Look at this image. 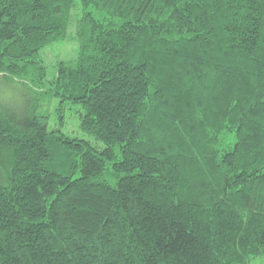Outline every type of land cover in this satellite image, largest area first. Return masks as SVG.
<instances>
[{"label": "trees", "instance_id": "obj_1", "mask_svg": "<svg viewBox=\"0 0 264 264\" xmlns=\"http://www.w3.org/2000/svg\"><path fill=\"white\" fill-rule=\"evenodd\" d=\"M262 255L264 0H0V264Z\"/></svg>", "mask_w": 264, "mask_h": 264}, {"label": "rangeland", "instance_id": "obj_2", "mask_svg": "<svg viewBox=\"0 0 264 264\" xmlns=\"http://www.w3.org/2000/svg\"><path fill=\"white\" fill-rule=\"evenodd\" d=\"M77 48V44L75 42H69L66 40L61 43H57L54 46H51L41 52V57L43 58L44 64L49 69V72L53 74L57 67V62L61 59H72L76 56V51L74 49ZM59 104V103H57ZM76 105H66L65 106V114L67 116V124L66 128H61L63 132L72 137H82L88 138V135L83 133L79 128V114L76 111ZM54 118V116H52ZM54 125L52 124V127ZM251 264H264V255L256 257L252 260Z\"/></svg>", "mask_w": 264, "mask_h": 264}]
</instances>
